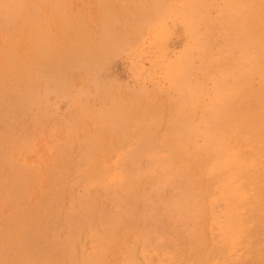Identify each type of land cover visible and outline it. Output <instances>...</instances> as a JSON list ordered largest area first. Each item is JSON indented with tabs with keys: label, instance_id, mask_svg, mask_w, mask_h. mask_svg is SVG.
<instances>
[{
	"label": "rangeland",
	"instance_id": "1",
	"mask_svg": "<svg viewBox=\"0 0 264 264\" xmlns=\"http://www.w3.org/2000/svg\"><path fill=\"white\" fill-rule=\"evenodd\" d=\"M245 4L0 0V264H264Z\"/></svg>",
	"mask_w": 264,
	"mask_h": 264
},
{
	"label": "bare ground",
	"instance_id": "2",
	"mask_svg": "<svg viewBox=\"0 0 264 264\" xmlns=\"http://www.w3.org/2000/svg\"><path fill=\"white\" fill-rule=\"evenodd\" d=\"M246 4L249 6H245V12H244V19H246V29H244L245 34V40L246 42H250L251 46L258 52V54L263 59L262 62H259V67L257 71L261 74L262 82H261V91L260 92H254L252 95L254 96L255 100L253 102L247 101V99H243L242 103L245 107L244 112L245 116L243 117V120H245L244 125L238 126L248 133L253 141L255 143H261L264 145V0H245ZM245 4V5H246ZM95 50L98 51L99 46H91L88 47V50ZM25 67V64L21 63V69ZM251 77L252 73L248 72L241 76L239 82L241 81L242 84L249 86L251 84ZM250 83V84H249ZM250 95H247L246 98H248ZM225 101L223 100L224 104L227 103V101L231 99H236L237 95L235 91L230 90L229 93H227L225 96ZM196 121V119H195ZM222 124V123H221ZM227 129L233 130L237 129V125H234L233 122H229L226 126ZM161 131V130H160ZM263 134V135H260ZM259 136H263L262 138H259ZM207 142L210 147L212 146L215 149H221L223 150L225 146L223 145L224 139L219 135H214V137H207ZM228 158V164L229 167L237 166L239 162L235 159L233 156H227ZM108 163V162H107ZM202 164V163H201ZM204 165H202L203 167ZM218 168H221V165L218 166ZM200 170L203 171V173L209 177L214 176L215 170H207L204 168H200ZM218 171L221 169H217ZM210 182L213 185L212 178H209ZM210 182H206L205 180H202L201 187L206 192V189L208 192L211 190L209 188ZM257 190V197L254 201V209L255 214L253 216L252 221H255L258 225V231L264 236V215L261 214L262 211H264V187H259ZM94 194V193H93ZM237 202H241L243 200V196L241 193H237L236 195ZM61 199V198H60ZM66 204V202H65ZM53 212V211H52ZM258 212V213H257ZM239 218L237 215H234V223L236 225H239ZM140 225V224H139ZM208 228V227H207ZM128 242V241H127ZM194 254H197V257H209V254H207L206 250L204 248L198 250L195 249Z\"/></svg>",
	"mask_w": 264,
	"mask_h": 264
}]
</instances>
